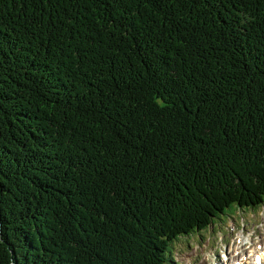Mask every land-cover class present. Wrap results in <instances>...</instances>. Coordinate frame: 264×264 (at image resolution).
Instances as JSON below:
<instances>
[{
    "label": "trees",
    "instance_id": "16d2710c",
    "mask_svg": "<svg viewBox=\"0 0 264 264\" xmlns=\"http://www.w3.org/2000/svg\"><path fill=\"white\" fill-rule=\"evenodd\" d=\"M263 201L264 0H0V264H175Z\"/></svg>",
    "mask_w": 264,
    "mask_h": 264
},
{
    "label": "clouds",
    "instance_id": "9594fccd",
    "mask_svg": "<svg viewBox=\"0 0 264 264\" xmlns=\"http://www.w3.org/2000/svg\"><path fill=\"white\" fill-rule=\"evenodd\" d=\"M232 215L236 226L228 220L227 228L205 236L198 264H217V253L222 264H264V211L255 215L247 212L246 220L238 213ZM172 260L177 264L174 256Z\"/></svg>",
    "mask_w": 264,
    "mask_h": 264
},
{
    "label": "rangeland",
    "instance_id": "374dc122",
    "mask_svg": "<svg viewBox=\"0 0 264 264\" xmlns=\"http://www.w3.org/2000/svg\"><path fill=\"white\" fill-rule=\"evenodd\" d=\"M261 211H264V201L263 204L260 205V207L256 208L245 207L242 209L237 205H231L230 207L226 208L225 214H223L220 219H215V223L211 225V227L207 230L199 231L189 236H182L178 241H175L171 245V249L173 252L172 254L175 260L178 261L179 264H198L199 251L201 250L200 246L205 242V236L209 232L214 234L217 230H223L224 228H227L229 226L228 220H231L232 225L236 226L235 217L232 215L234 213H238L246 220L247 212H251L253 215H255ZM197 237H199V240H197ZM193 244H196L195 248H193ZM216 255L217 264H222V261L219 258V253H217Z\"/></svg>",
    "mask_w": 264,
    "mask_h": 264
}]
</instances>
